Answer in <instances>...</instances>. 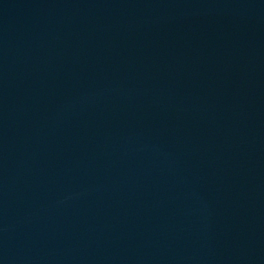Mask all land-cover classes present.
<instances>
[{"label": "water", "instance_id": "95a60500", "mask_svg": "<svg viewBox=\"0 0 264 264\" xmlns=\"http://www.w3.org/2000/svg\"><path fill=\"white\" fill-rule=\"evenodd\" d=\"M0 264H264V0H0Z\"/></svg>", "mask_w": 264, "mask_h": 264}]
</instances>
